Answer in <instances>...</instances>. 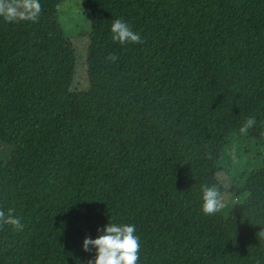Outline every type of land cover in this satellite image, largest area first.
<instances>
[{
  "label": "trees",
  "instance_id": "trees-1",
  "mask_svg": "<svg viewBox=\"0 0 264 264\" xmlns=\"http://www.w3.org/2000/svg\"><path fill=\"white\" fill-rule=\"evenodd\" d=\"M60 1L0 17V209L24 224L0 227V264H88L109 222L135 225L137 264H264V165L202 211L230 134L255 116L264 140V0H82L80 61ZM117 18L143 43L114 42Z\"/></svg>",
  "mask_w": 264,
  "mask_h": 264
},
{
  "label": "clouds",
  "instance_id": "clouds-1",
  "mask_svg": "<svg viewBox=\"0 0 264 264\" xmlns=\"http://www.w3.org/2000/svg\"><path fill=\"white\" fill-rule=\"evenodd\" d=\"M39 0H0V17L8 23L39 21L42 13ZM112 40L121 45L143 43L142 37L123 19L113 21L110 29ZM118 59L115 53H109L106 61L114 63ZM256 126V117L248 116L239 128L240 135L244 136ZM202 211L206 215H213L224 207L220 199L219 190L215 185L202 186ZM11 226L17 231L23 229L22 218L9 208L7 213L0 209V227ZM136 231L133 224L107 223L103 228H98L96 238L86 236L82 248L86 252L95 249L96 255L88 264H137L140 249L139 238L134 235ZM264 236V233H261Z\"/></svg>",
  "mask_w": 264,
  "mask_h": 264
},
{
  "label": "rangeland",
  "instance_id": "rangeland-1",
  "mask_svg": "<svg viewBox=\"0 0 264 264\" xmlns=\"http://www.w3.org/2000/svg\"><path fill=\"white\" fill-rule=\"evenodd\" d=\"M82 0H61L58 5V21L65 35L80 38L75 52L80 61L85 55L84 34L88 31V21L81 6ZM75 38V39H76ZM0 148H6L3 145ZM8 148V147H7ZM199 153H204L203 147L196 143ZM2 161L0 160V165ZM219 175H212L208 163L203 170L209 175L210 186L219 190L220 199L224 204L221 210L227 216L236 201L235 192L245 183L247 176L255 169L264 165V140H257L250 135L232 133L226 140L219 162Z\"/></svg>",
  "mask_w": 264,
  "mask_h": 264
}]
</instances>
